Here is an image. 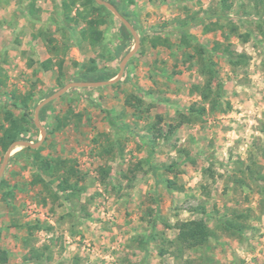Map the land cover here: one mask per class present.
Returning <instances> with one entry per match:
<instances>
[{
  "label": "rangeland",
  "instance_id": "obj_1",
  "mask_svg": "<svg viewBox=\"0 0 264 264\" xmlns=\"http://www.w3.org/2000/svg\"><path fill=\"white\" fill-rule=\"evenodd\" d=\"M63 1L0 0V125L10 127L9 114L20 120V99L30 96L19 140L32 144L42 138L39 104L69 83L114 80L136 44L106 8L99 12L107 21L103 40L90 46L79 35L84 23L65 22ZM104 1L135 29L140 48L119 82L69 89L40 111L46 138L39 155L74 164L76 197L66 200L50 185L55 176L34 152L13 151L0 180V256L6 253V264H40L24 256L47 248L52 258L44 264H264V15L258 19L254 0H236L224 29L191 28L209 51L199 58L181 43L177 23L213 14L219 0ZM84 2L77 0L73 15ZM157 39L170 44L154 46ZM225 48L248 64L232 67ZM209 61L221 82L215 106L202 97L200 68ZM6 152L0 147V166ZM171 165L174 171L163 169ZM202 218L210 242L181 251L178 225ZM228 221L244 231L226 230ZM35 224L41 229L25 247Z\"/></svg>",
  "mask_w": 264,
  "mask_h": 264
},
{
  "label": "trees",
  "instance_id": "obj_2",
  "mask_svg": "<svg viewBox=\"0 0 264 264\" xmlns=\"http://www.w3.org/2000/svg\"><path fill=\"white\" fill-rule=\"evenodd\" d=\"M234 1L236 0H219L220 9L215 11L213 14L207 13L203 17H199L198 15L190 16V18L181 19L178 21L177 25V32L180 36V41L185 47H192L196 50L199 54V58H203L206 53L209 51L202 46L194 37L190 35V29L196 28L199 26H203V31L208 33L215 29H224V25L222 24L223 20L229 19V12L232 11L234 6ZM255 2V12L258 15V19H262L264 15V0H254ZM77 5V0L67 1L64 0L62 2V10H63V17L65 22L68 24L78 25L80 23L85 24V28L79 33L81 36V40L89 43L90 46L96 47L102 40H103V31L101 27L104 26L107 21L106 19L99 13L102 10H107L104 6H99L94 0H85L82 3V9L77 10V12L73 15L74 7ZM262 10L259 12L258 10ZM214 18L217 19V22H211V24H207V20H213ZM230 30L233 34H237L239 28L230 22L229 24ZM263 24L260 25L262 27ZM217 27V28H215ZM264 34V30H263ZM195 42V44H194ZM157 44H162L164 46H169L170 42L168 40H161L157 39L154 43V46ZM219 47V46H218ZM217 47V48H218ZM225 53L228 54L230 58V65L232 67L242 66L245 67L248 64V57L245 54H237L235 51L231 50L230 48H225ZM206 59V58H205ZM62 64L59 65V70L62 71ZM201 74L206 79V85L204 90L202 91V97L204 101L210 102L212 106H215L217 103L218 90H213L214 86L218 82L217 85H220L218 72L214 68V64L212 61L200 68ZM8 99V98H7ZM10 99L13 101L18 100L16 95H11ZM21 104L24 108V114L20 120L14 119L11 114L8 115V119L10 121V127H6L5 125H0V147L1 149L6 152L9 147L15 142L20 139V137L25 134L28 130L24 129V125L28 124L30 121V113L28 112V104L30 101V96H26L21 98ZM13 105L16 107V102H13ZM195 111H205L203 108L202 110H195ZM24 151H31L35 153V160L40 164L39 166L46 171H51L50 175H54L55 178L50 181V185L56 184L57 189L65 193V199L69 200L73 197L77 196L79 192L78 186V175L76 169H74V164L71 161L63 160L61 158L51 160H45L42 158L39 153L41 148L33 150L31 148H24ZM22 152L17 153L15 156H19ZM153 172L156 174L160 168L157 166H151ZM167 172H172L175 169L174 165L164 167ZM248 171L251 175H256L257 179L262 180V175L257 172L254 174L255 171L251 168V165L247 167ZM74 180V181H73ZM34 183H43L46 185L43 180L36 176ZM174 183L172 181H168L166 183V188L168 190L172 189ZM2 187V184L0 188ZM52 193V192H50ZM52 197H56L55 194H51ZM203 214L205 210H202ZM41 229V226L38 224L28 226V238L24 239L25 247H29V237L32 236L34 231H38ZM226 230H231L234 233H242L245 229V226L237 223L228 221L225 224ZM178 237H177V244L180 247L179 249L182 250H196L202 247H205L210 242L211 238L213 237V232L207 225L205 219H198L192 221L182 222L178 225ZM150 239V238H149ZM47 248L45 250H38V249H30V251L24 256L26 261H35L40 264H44L43 262L46 260H50L52 257L50 253H46ZM0 264L7 263V256L4 252L3 255L0 256Z\"/></svg>",
  "mask_w": 264,
  "mask_h": 264
},
{
  "label": "water",
  "instance_id": "obj_3",
  "mask_svg": "<svg viewBox=\"0 0 264 264\" xmlns=\"http://www.w3.org/2000/svg\"><path fill=\"white\" fill-rule=\"evenodd\" d=\"M95 1L97 2L98 5L104 6L109 11H111L126 26V28L132 33V35L134 36L135 41H136L134 49L122 60L121 65H120V73L114 80L105 81V82H74V83H69L66 86H64L60 91L53 94L52 96H50L49 98L44 100L41 104H39L36 108V111H35V123H36V126L38 128H40V130H41V135H42L41 140L35 144H32V143L24 141V140L15 141L7 150L6 155L4 157V160L0 166V180L3 176V173L6 169L7 164L9 163L10 157L16 148L20 147V148L38 149L42 145V143L44 142V140L46 138V132H45L44 128L39 125V114H40V111L42 110V108L44 106H46L48 103L54 101L55 99L59 98L64 93H66L69 89H72V88H99V87H103V86L113 85V84L119 82L123 78L125 67H126L128 61L139 50L140 45H141V41H140V38H139L137 32L131 26V24L117 11L115 6H113L112 4H110L104 0H95Z\"/></svg>",
  "mask_w": 264,
  "mask_h": 264
}]
</instances>
